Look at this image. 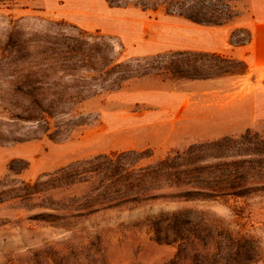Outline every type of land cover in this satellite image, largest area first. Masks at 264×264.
Masks as SVG:
<instances>
[{
    "label": "rangeland",
    "instance_id": "374dc122",
    "mask_svg": "<svg viewBox=\"0 0 264 264\" xmlns=\"http://www.w3.org/2000/svg\"><path fill=\"white\" fill-rule=\"evenodd\" d=\"M236 6L241 20L248 21L247 0ZM238 22L231 33L243 29L244 33L237 35L243 38L246 25ZM210 27L190 25L162 10L113 7L108 0H0V48L7 53L0 62V98H7L3 90L13 80L12 70L20 69L17 57L24 46L35 54L44 40L61 44L77 30L98 32L122 46L115 51H121L120 61L127 62L184 51L213 53L206 50ZM45 66L32 57L30 67L34 70ZM243 77L132 79L118 91L79 104L63 102V113L54 112L53 116L64 118L67 129L57 133L56 140L45 135L24 142L2 138L0 264H170L177 252V243L172 242L179 240L175 235L178 230L188 235L210 226H228L253 237L249 264H264V191L245 197L96 206L89 215L75 216V211H67V200H81L88 192L86 186L56 188V173L63 168L97 155L127 151H149L153 160L178 155V162L199 169L225 168L232 161L230 156L242 151L239 137L247 130L264 136V82L255 76L241 80ZM49 81L61 84L57 78ZM4 115H0L3 135L5 130L22 136L31 132V123L7 120ZM228 138L235 142L223 143L220 150L211 146ZM37 181L43 184L40 194L20 198L23 184ZM48 205L60 210L45 207ZM79 206L82 204L76 203L72 208ZM179 212L186 225L174 228L164 223L155 232L151 224L155 217ZM47 214L57 217H43ZM213 242L204 237L195 252L187 246L186 254L196 253L198 260L209 255L208 260L216 262L220 251L215 256ZM224 247H220L222 257Z\"/></svg>",
    "mask_w": 264,
    "mask_h": 264
},
{
    "label": "trees",
    "instance_id": "16d2710c",
    "mask_svg": "<svg viewBox=\"0 0 264 264\" xmlns=\"http://www.w3.org/2000/svg\"><path fill=\"white\" fill-rule=\"evenodd\" d=\"M239 1L242 0H108V4L113 7L133 5L144 11L162 10L166 15L197 25L222 27L232 25L241 17L236 6ZM241 33H244L243 29L232 31L229 38L232 47L249 44L250 32L246 30L245 37L237 38ZM41 43L43 46L35 54L29 52L26 46L19 51L17 58L20 59V69L12 70L13 80L3 90L7 98H0L1 113H5L7 120L31 123L33 128L27 136L8 130L3 135L0 128V143L2 138L8 142H24L43 135L56 140L57 133L64 127L67 129L64 118L55 119L53 116L54 112L63 113V102L79 104L118 91L132 79L157 77L203 81L243 76L248 70L241 60L197 51L122 62V52L115 51L116 48L122 50V46L98 32L90 34L77 30L67 36V42L59 44L57 40H44ZM6 57L7 53L0 48V62ZM32 57L47 66L34 70L30 67ZM239 67L243 69L239 70ZM53 78H57L61 84L50 83L49 79ZM239 138L242 151L230 156L232 161L223 169L219 165L204 169L183 165L178 162V155L153 160L149 151H127L116 155H97L63 168L56 173L59 176L56 188L86 186L88 192L81 200H67V211H75V216L89 215L96 211V206L115 208L160 199L198 201L227 195L245 197L264 191V136L247 130ZM226 142L235 141L228 138L211 146L220 150L219 147ZM184 188L187 190L183 191ZM42 189L40 181L32 185L23 184L21 192L24 195L20 198L40 194ZM76 203L82 206L72 208ZM45 207L60 210L57 206ZM181 214H161L151 222L152 227L157 233V228L164 223L182 228L187 223L180 220ZM43 217L57 216L47 214ZM175 235L179 240L172 243H177V252L170 264H249L252 259L250 250L255 243L254 238L241 231H233L228 226H210L204 232L193 230L188 235L178 230ZM204 237L214 240L215 256L220 251V259L216 262H210L209 255L198 260L196 253L190 256L186 254L187 246L192 248L191 252H195L193 249L204 242ZM222 245L225 246L224 257L220 256Z\"/></svg>",
    "mask_w": 264,
    "mask_h": 264
},
{
    "label": "crops",
    "instance_id": "0c3cea01",
    "mask_svg": "<svg viewBox=\"0 0 264 264\" xmlns=\"http://www.w3.org/2000/svg\"><path fill=\"white\" fill-rule=\"evenodd\" d=\"M247 2L251 18L244 22L239 17L238 24L240 26L246 25V30L250 32L251 40L249 44L240 47L230 45L229 36L235 25L234 23L222 27L211 26L208 28L210 30H207L211 38L210 45L206 50L245 62L248 73L241 80L255 76L256 80L264 82V0H247ZM187 22L194 25V23Z\"/></svg>",
    "mask_w": 264,
    "mask_h": 264
}]
</instances>
